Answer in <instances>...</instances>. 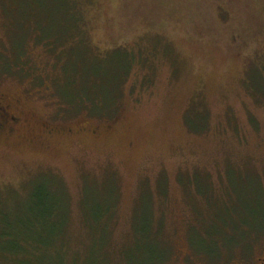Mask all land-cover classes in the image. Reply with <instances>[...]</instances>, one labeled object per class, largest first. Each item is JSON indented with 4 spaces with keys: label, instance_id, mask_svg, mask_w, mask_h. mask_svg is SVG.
Listing matches in <instances>:
<instances>
[{
    "label": "rangeland",
    "instance_id": "rangeland-1",
    "mask_svg": "<svg viewBox=\"0 0 264 264\" xmlns=\"http://www.w3.org/2000/svg\"><path fill=\"white\" fill-rule=\"evenodd\" d=\"M52 3L0 0V57L23 46L32 66L27 77L0 69V95L21 115L0 130V212L16 227L31 190L52 195L41 264H257L264 0H82L78 29L97 57L84 44L68 67L80 76L82 59H107L101 70L113 81L125 73L117 58L146 59L129 69L116 112L100 116L64 102L69 70L29 32L55 29L52 18L63 26ZM211 227L218 247L209 251L196 235ZM10 252L0 264H18Z\"/></svg>",
    "mask_w": 264,
    "mask_h": 264
},
{
    "label": "trees",
    "instance_id": "trees-1",
    "mask_svg": "<svg viewBox=\"0 0 264 264\" xmlns=\"http://www.w3.org/2000/svg\"><path fill=\"white\" fill-rule=\"evenodd\" d=\"M41 5V0H37ZM53 2L50 7V11L54 13H61L63 15V26L58 27V20L52 18V22L55 25V29H51L48 31L42 30L40 24L36 26L32 25L31 30L29 32L34 33L33 40L36 44H42L45 46L49 52H53L55 56V63L60 64L61 70L65 67L69 70L66 73V81L64 82L67 88L71 89V93H67L63 96L66 98V102L68 106L77 107V108H89L90 112L95 115H109L114 114L116 111L114 110V102L117 101L121 95L120 85L123 83L124 79L128 75L129 69L136 62L138 64H145V57L139 56L138 53L136 55L131 54L129 58H125L124 54L120 58H117V63L121 64L123 67V75L118 78H113L106 71H102L107 59L105 60H97L93 59V66L87 63L85 59H82L81 65V74L78 76L76 73L77 70H73L72 66L68 67V64L72 63V58L80 57L76 54V49L84 44L87 45L88 53L91 58L97 57V55H91L89 51V46L86 42L85 38V30L82 25V29H78L79 23H81V13L80 10L83 7L82 0H48ZM43 5V4H42ZM41 5V6H42ZM43 7V6H42ZM47 7V8H48ZM61 22V20H60ZM62 24V23H61ZM22 41L24 44L26 42V35L28 33H24L21 31ZM74 38V43H67ZM63 45V47H61ZM56 49H60V51H56ZM25 51L23 46H20L17 51V55L14 54L13 57H0V69L5 71H12L14 68L20 67L21 72H24V75L27 77V69L32 67L29 63V59H25ZM83 54V53H82ZM84 54L87 56V53ZM86 57L88 60L90 58ZM111 63V61H108ZM97 65V66H96ZM89 67V68H87ZM65 68V69H66ZM102 69V70H101ZM117 70L120 69L116 67ZM90 70V74H86ZM77 71V72H76ZM20 72V73H21ZM64 84V85H65ZM31 197L30 204L27 202L25 206L21 207L19 210V214L17 217L16 227L8 220L6 209L3 208L2 212H0V239L2 241H6L7 246L1 247L0 252L4 255L6 254V250L11 251V255L15 257L16 262L18 264H41L45 262L46 258V243L42 240L43 237H40V232H45L46 222L53 216L54 213V198L51 194L48 193L47 189H33L30 191L28 197ZM49 198V199H48ZM27 216H31V220L26 218ZM19 228L21 232H18L17 238H14L13 232L14 227ZM246 228L244 229V233L251 232L249 227L252 226L249 223H246ZM230 231V228L228 229ZM38 232V234L36 233ZM217 234L214 232V227H211L210 232H206L204 239L201 236H197L200 239V244L205 245V243H209L210 246L208 248L211 251V247L216 249L217 242L211 241V235ZM236 234L238 232L236 231ZM208 237V239H206ZM207 241V242H206ZM218 247V246H217ZM5 257V256H4ZM8 261V260H7Z\"/></svg>",
    "mask_w": 264,
    "mask_h": 264
},
{
    "label": "flooded vegetation",
    "instance_id": "flooded-vegetation-1",
    "mask_svg": "<svg viewBox=\"0 0 264 264\" xmlns=\"http://www.w3.org/2000/svg\"><path fill=\"white\" fill-rule=\"evenodd\" d=\"M5 103V104H4ZM12 105L9 104V101L3 95H0V130H3L6 127H11L14 124H17L21 120L20 112L12 111ZM176 264H196L194 259L188 257V261L185 263H176ZM257 264H264V257H259L257 259Z\"/></svg>",
    "mask_w": 264,
    "mask_h": 264
}]
</instances>
